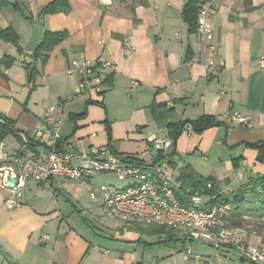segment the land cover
Wrapping results in <instances>:
<instances>
[{"label":"crops","instance_id":"1","mask_svg":"<svg viewBox=\"0 0 264 264\" xmlns=\"http://www.w3.org/2000/svg\"><path fill=\"white\" fill-rule=\"evenodd\" d=\"M7 1L9 5L0 8V28H13L24 53L0 39L1 118L32 134L43 126L44 114L54 109L63 121L60 145L93 156L110 150L152 164L155 157L149 138H168L166 129L153 119V102L173 108V123L213 117L220 125L192 136L186 131L181 135L169 150L173 155L167 169L180 187V171L190 165L201 176L215 178L223 196L246 188L240 209L244 221L234 227L244 241L262 243L264 219L248 213L256 212L259 204L253 192L264 193L262 187L253 190L250 186L252 178L264 177V161L247 144L264 141V68L260 65L264 60V0H214L218 6L213 19L215 60L224 67L213 78L206 73L204 42L182 20L188 0H68L69 13L42 19L43 34H67L44 63L26 49L40 13L55 0ZM17 2L23 13L14 8ZM80 59L112 64L102 95H76L78 79L67 70L73 60ZM29 64L36 73L31 80ZM235 114L249 118V124L233 120ZM4 141L11 153L20 151L16 137L7 136ZM50 147V138L44 136L25 155L46 157ZM110 176L83 184L52 178L49 189L29 181L24 205L9 210L5 201L11 192L0 175V264L9 260L19 264H193L184 253L145 258L138 248L133 249V244L150 247L187 240L169 232L156 236L139 229L124 232L107 215L98 190L112 185L103 184V177ZM93 188L94 199L90 196ZM233 215L232 206L228 226ZM94 228L105 237L99 238ZM220 251L230 254L233 250ZM200 262L201 257L196 264Z\"/></svg>","mask_w":264,"mask_h":264},{"label":"built area","instance_id":"2","mask_svg":"<svg viewBox=\"0 0 264 264\" xmlns=\"http://www.w3.org/2000/svg\"><path fill=\"white\" fill-rule=\"evenodd\" d=\"M218 6L214 0H206L199 10L197 34L205 44L207 56L205 69L208 78H213L222 71L224 64L215 60L216 45L214 43L213 19ZM26 60H29L26 57ZM264 68V60L260 61ZM109 62H94L89 59L73 60L67 74L78 79L76 95L86 92L103 93L106 86V71L111 68ZM135 85V84H134ZM221 94H224L222 92ZM233 120L248 125L250 119L238 114ZM6 121L0 117V125ZM63 121L49 109L43 116V126L30 134L15 129L19 140L20 151L11 153L4 140H0V175L2 184L11 192L5 201L9 210L19 209L24 205V191L29 181L39 184L40 188L49 189L50 180L77 181L81 184L101 175H113L125 186L102 185L98 190L102 193L104 209L107 215L118 221L124 232L141 228H166L169 233L181 234L188 241L203 240L216 250L231 249L244 261L253 264H264V245H255L241 238V231L227 224V214L231 210L228 202L212 203L207 187L206 194L191 196L190 203L185 205L177 196L180 184L175 180L167 166L171 162L169 150L174 145L169 138L151 137L156 164H147L133 157H126L104 150L97 156L84 152H73L63 144L61 129ZM190 136L194 129L188 126L185 130ZM44 136L50 138L51 149L46 157L25 155L33 143L41 141ZM9 178L17 179V185L9 188L5 183ZM91 198H95V189L90 190ZM190 254L196 261L200 256L187 250L185 259Z\"/></svg>","mask_w":264,"mask_h":264},{"label":"trees","instance_id":"3","mask_svg":"<svg viewBox=\"0 0 264 264\" xmlns=\"http://www.w3.org/2000/svg\"><path fill=\"white\" fill-rule=\"evenodd\" d=\"M206 2V0H188L185 4L183 10H182V20L186 23V25L189 28L190 33H195L197 31V24H198V15L201 5ZM9 5V2L7 0H0V8H3L5 6ZM14 8L17 11H20L23 13V8L20 6V4L17 2L14 5ZM70 7L68 4V0H55L54 2L47 5L42 12L40 13V17L38 20V24L43 26L42 19L47 15H53L58 13H69ZM43 38V43L38 51L35 53H32V56L35 58V60L42 59V63L45 62L47 54L52 52L54 47L59 45L61 42L64 41V39L67 37L66 33H50L45 32ZM0 39L7 42L12 43L18 48V51L20 54L24 53V50L19 45V39L16 34V32L13 30V28L8 29H1L0 28ZM28 70L31 72L30 74V80L34 78V66L31 64L28 65ZM101 93L100 95H102ZM91 102L90 104H92ZM150 110L153 115L154 121L157 123V125L161 128L166 129L167 137L173 141L175 144L178 139L181 137V135L185 132L188 125H191L193 127L195 133H202L216 125H220L215 118L210 116H203L199 118L196 121H184L180 123H173L171 122V117L173 116V108L167 107L166 104H159L156 102H153L150 106ZM6 121L5 125H0V140H4L7 136H14L16 137L15 133V125L8 120L7 118L3 117ZM108 134L111 135L110 132V126H107ZM17 138V137H16ZM111 138V137H110ZM249 147L255 148L259 151V160L264 161V141L255 143V144H247ZM173 155V154H172ZM172 155H170V158H172ZM163 156L158 158L154 164H156L160 159H162ZM172 161L170 162V164ZM178 180L181 182V187L177 191L178 198L185 204L188 205L190 203L191 196L195 194H206L207 193V187L209 184H212V189L208 191V194L211 197H215L211 200L212 203H216L219 201L222 202H228L231 203V205L234 207L235 215L232 217V223L229 225L231 228H235L234 226H240L242 222L244 221V214L240 211L241 206L245 204V190L246 188H242L238 191L237 194L231 195V196H223L220 194V187L219 183L216 181L215 178L211 177H203L198 172L195 171L193 167L190 165L184 166L182 170L180 171ZM250 186L255 190L258 187H262L264 189V177L261 178H252L250 181ZM254 199L257 198L258 200V206L257 211L249 212L250 215H257L259 219H264V193L262 195L257 194V192H253ZM238 229V228H236ZM139 232H142L143 234L156 236V235H164L167 234L166 228H141L138 230ZM262 245H264V236ZM140 242V241H139ZM149 245V244H148ZM151 246V245H149ZM8 264H19L13 260H9Z\"/></svg>","mask_w":264,"mask_h":264},{"label":"rangeland","instance_id":"4","mask_svg":"<svg viewBox=\"0 0 264 264\" xmlns=\"http://www.w3.org/2000/svg\"><path fill=\"white\" fill-rule=\"evenodd\" d=\"M103 179H104L103 184H112L118 188H122L125 185V183L119 181L116 176L103 177ZM94 229H90V230L92 231L96 230L98 232L97 229L95 230ZM99 234H100L99 238L103 239L105 237L101 233ZM263 236H264V233H263ZM108 242L110 244H113V242L110 241V239L108 240ZM114 244L118 245L116 242H114ZM253 244L262 245L261 242L259 241ZM137 246L139 245L137 244L132 245L133 249L138 248L139 252L145 258H148L150 256L155 257V258H162V257L165 258L166 255H169V254H174V255L177 254L179 256H182L183 253L184 255L187 254V250L191 248L194 254L199 255L201 257V262L198 264H253L247 261H242L239 257H237L238 255L234 251H232L230 254L223 253L222 251L216 250L213 247L209 246L203 240L192 241V242L188 240L183 241V242L182 241H174V242H169V243L163 242V243H159L158 245L150 246V247H147L145 245L144 246L142 245L140 247H137ZM193 257H194L193 254H190L192 263L196 264V262L198 261H195ZM166 263H168V261H166ZM168 264H174V262L173 263L169 262Z\"/></svg>","mask_w":264,"mask_h":264},{"label":"water","instance_id":"5","mask_svg":"<svg viewBox=\"0 0 264 264\" xmlns=\"http://www.w3.org/2000/svg\"><path fill=\"white\" fill-rule=\"evenodd\" d=\"M43 31H42V26L38 23L33 25V36L30 44L27 46L26 51L28 53H35L36 51L39 50L43 43ZM17 179L14 178H9L8 180L5 181L6 184H8L9 188H13L17 185Z\"/></svg>","mask_w":264,"mask_h":264}]
</instances>
